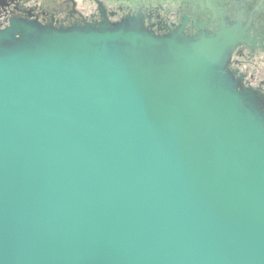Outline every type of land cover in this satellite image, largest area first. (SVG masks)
<instances>
[{"label":"water","instance_id":"1","mask_svg":"<svg viewBox=\"0 0 264 264\" xmlns=\"http://www.w3.org/2000/svg\"><path fill=\"white\" fill-rule=\"evenodd\" d=\"M233 26L0 29V264H264V100Z\"/></svg>","mask_w":264,"mask_h":264},{"label":"flooded vegetation","instance_id":"2","mask_svg":"<svg viewBox=\"0 0 264 264\" xmlns=\"http://www.w3.org/2000/svg\"><path fill=\"white\" fill-rule=\"evenodd\" d=\"M136 17L148 30L186 36L235 27L228 69L264 100V0H0V29L14 19L70 27Z\"/></svg>","mask_w":264,"mask_h":264}]
</instances>
